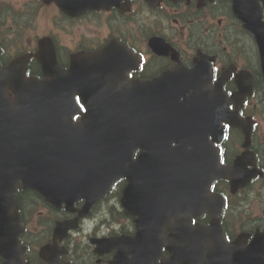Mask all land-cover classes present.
<instances>
[{"label":"flooded vegetation","instance_id":"flooded-vegetation-1","mask_svg":"<svg viewBox=\"0 0 264 264\" xmlns=\"http://www.w3.org/2000/svg\"><path fill=\"white\" fill-rule=\"evenodd\" d=\"M20 1V0H19ZM86 0H68L67 4L70 6H80L85 3ZM100 4H111L109 9L100 8L97 10H86L82 14L72 16L70 14H64L60 11L59 7L56 5L54 0L44 1V0H31V6L33 8L34 16L40 13L42 9L52 8V13H55L59 16H62L64 20V27L69 34V39L64 41L59 35L55 32L59 31V26H57L56 19H52V30L51 33H48V27L44 26V31L41 32L37 30V25L29 26L22 18L21 13L17 12L21 10L20 5H16V21L14 24H7L5 27V35L11 32L15 34H20L23 31V39L20 40L21 43L15 45H8L1 49L2 55H16L24 54L30 57V55L37 51L38 42L43 40L46 37H49L53 48L55 49V54L58 59V62L63 67H68L70 59L74 53L82 54V52H92L96 49L101 48L108 39L115 37L117 40L124 42L132 51V53L139 57V64L137 68L129 70V75H134L140 80H146L157 76L163 69L173 66L175 63L171 60L170 57H164L162 54H158L155 50L150 48L148 41L149 38L153 35L154 30H161L164 28L166 23L168 27L174 26L170 25L166 18L167 15H171V21L176 22V19L179 16H182L183 7H189L191 11H204L206 17L212 16L215 9H219L220 6L217 4L205 3L202 7L197 8L196 0H189L190 2L183 3H172L168 0H157L152 6L146 0H95ZM12 3V2H11ZM13 4V3H12ZM23 5L24 3H20ZM8 8V11L4 13ZM28 5L22 7L23 12H29L32 9ZM162 10L163 13L159 15L158 20L160 23L155 22L156 14ZM12 12L8 6H2L0 8V16L3 14V18L8 16ZM25 24V27L23 25ZM180 27V26H179ZM1 30V24H0ZM53 31V32H52ZM158 32V31H157ZM181 33V32H180ZM172 34H170V40ZM33 38V39H32ZM14 40V39H10ZM212 49L217 45L210 38L209 39ZM212 49H208L207 52L211 53ZM212 54V53H211ZM193 52L182 55L181 60L185 64H191L193 59ZM117 61V60H116ZM103 62H114L112 58H104ZM224 62V61H223ZM83 64L85 61L83 60ZM256 65V64H255ZM253 69V68H252ZM250 70L255 74V82L253 89L257 87V82L259 81V73L255 68ZM233 85V80L230 79L226 87L230 88ZM257 99V98H255ZM248 102L252 104V99L248 98ZM254 135L252 137V144L254 140ZM258 144V141L256 142ZM252 150L255 152L256 157L261 161V151L259 146H252ZM235 149L232 146L226 147L223 152L224 161L230 163L234 157L233 152ZM263 152V151H262ZM225 187V182H218L212 185L214 191L223 193ZM117 187L116 191H119ZM196 221L200 224L206 225L209 222V217L200 216L196 218ZM222 231L228 241H232L237 238L240 234H248L252 236L256 232L258 226H248L244 222H238L231 218L225 217V214L221 217ZM260 228V227H259ZM261 230H264L260 228ZM128 232V233H127ZM133 234L134 231L128 229L127 231H100L97 234L100 236L113 235V234ZM162 234L166 236L168 234V229L163 228ZM250 238H247L249 240ZM212 242H196L193 244L192 248L195 250V254L198 255L196 264H210V256L214 254V251L211 249ZM116 250L107 252L101 257H96L93 254V259L95 264H108V260L113 258ZM88 252L83 253L84 256L88 255ZM91 254V253H90ZM162 255L168 256V252L163 248ZM35 256V254H33ZM32 264H36L32 258L29 256ZM73 263V260L71 261Z\"/></svg>","mask_w":264,"mask_h":264},{"label":"water","instance_id":"water-1","mask_svg":"<svg viewBox=\"0 0 264 264\" xmlns=\"http://www.w3.org/2000/svg\"><path fill=\"white\" fill-rule=\"evenodd\" d=\"M239 16L243 18L241 15ZM257 24L263 26V24H260V23H257ZM246 28L252 32V34L254 35L256 39L262 40L261 49L264 51V30L262 29L261 31L258 27H253L252 25L247 24V23H246ZM30 82H27V85L26 84L23 85V89L18 88V91L22 92L26 96V100L22 102V104H20V106L18 107V110L12 109L9 113L0 111V131H1L0 149H2L7 155L9 154L10 150L17 149V135H15L13 139L8 138L12 134V132H16V130H18L20 133L31 131L32 124H31L29 116L44 114V111L50 105L48 101L49 90L43 88V87H46V85L39 84L40 86H36V85H33L32 81ZM120 103H122L123 105L106 104L102 106V108L99 109L98 112H94V114L102 116V120L105 115L109 116L112 119H115L119 123V128H121V129H118L119 131L118 135L115 134V130L117 129L113 127H109L107 129L108 134L103 142V149L105 150L102 151L103 152V163H105V171L110 172L111 170H115L119 175L127 174L128 170L130 172V169L127 170V168L122 166L119 163L122 161V158L121 157L115 158L112 153L116 154V152L111 151L110 149H130V148H127L128 143H131L132 140L134 139L133 137L129 136L127 132L129 129L127 125V120L129 119V114H128L129 105L126 99L124 102H120ZM42 106L44 108H42ZM3 107H5V104L4 103L0 104V108H3ZM15 112L22 113L24 115L20 117V116H17ZM9 120H10V124H9ZM22 128H24V130ZM1 135L5 139H3ZM93 136H94V132H93ZM114 139L118 140L116 144L112 143ZM123 155H124L125 161L129 163L133 162L130 154L123 153ZM135 161L137 162V160ZM144 161L145 160H142L141 163H143ZM160 165L161 164L158 163L155 169L153 170V168H151V170L155 171L156 169L160 167ZM166 169H169V168H166ZM152 177H153V182H151V185H150V190H149L150 200H148L149 208L147 211L156 212L160 210L161 208L162 209L164 208V204L161 199V194L167 193L169 195L172 192L162 186V181L160 178L157 177V174L155 172H153ZM58 187L60 189L61 188L64 189L63 185L62 186L60 185ZM144 203L145 202L140 201L138 204L143 205ZM168 203L169 201L167 202L166 205H168Z\"/></svg>","mask_w":264,"mask_h":264}]
</instances>
